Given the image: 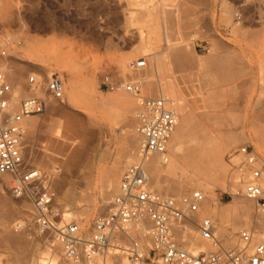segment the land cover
Listing matches in <instances>:
<instances>
[{
    "label": "rangeland",
    "instance_id": "1",
    "mask_svg": "<svg viewBox=\"0 0 264 264\" xmlns=\"http://www.w3.org/2000/svg\"><path fill=\"white\" fill-rule=\"evenodd\" d=\"M143 1L0 0V11L8 7L6 11L9 12L7 18L0 17V56L9 58L22 71L24 94L21 100L32 93L45 96L39 90H29L28 77L32 74L44 82L51 74L58 73L63 81V98L53 100L46 97V111L36 115L38 122L34 132L23 134L25 160L48 176V188L54 195V206L60 216L62 210L76 209L82 213L65 223L75 221L84 229H88L96 217L107 213L99 214L97 210L100 203V175L123 158L120 150L123 145L120 133L122 116L117 112L116 104L100 107L97 103L109 100L114 94L127 93L125 90L102 88L103 77L110 75L113 81L125 80L137 84L138 94H127L135 105L139 101L137 95H162L156 89L152 94L140 91L139 82L120 68L121 60L125 58H129L128 62L143 57L146 64L139 69L143 70L156 57L167 60L163 56L168 53L169 46L178 45L188 61L187 65L184 68L172 65L170 74L162 73L160 76L164 80H171L175 93L184 97L195 115L201 116L209 108L222 112L224 117L219 119L221 123L199 118L201 126L222 131L238 129L245 133V140L223 154L228 173L237 168L232 161L237 153L233 154V151L242 146H247L264 160V142L261 140L264 139V135H261L264 133V0H226L237 11L235 18L241 21L239 27L232 25L235 22H232L233 18L228 24L225 23L228 17L221 9V0H149L142 5ZM224 55H227L231 72L223 76L229 78L213 84L205 74L210 66L208 62ZM157 77H154L155 84ZM208 92L214 93L206 95ZM164 93L175 102L178 100L177 96H171L169 90L166 89ZM207 99L212 101L207 103ZM259 100L261 104H257ZM49 102H54L59 109L54 115L49 114ZM230 114L239 116L229 119ZM70 115L77 116L84 124L87 135L85 142L80 135L65 127ZM125 117L134 125V113ZM23 128L27 133V127ZM82 141L86 151L83 163L67 167L69 155ZM127 166L123 167L120 175ZM56 169L59 173L57 179L60 183L62 181V190L72 183L78 186L77 190L83 197L74 204L57 199L59 191L54 184L51 185V177ZM120 175L109 201H112L118 187ZM163 180L167 182L163 177L159 178L155 191L176 197V192ZM10 181L9 175L8 185ZM243 189L244 186H239L236 191L240 195ZM193 190L199 189L187 186L178 195L183 196ZM215 193L218 199L216 206H223L233 198L230 192L219 188ZM21 198L12 197L9 190L1 186L0 219L6 210L21 206ZM30 203L27 201L32 211ZM255 210L260 211L256 204ZM32 212L25 215L17 211L9 219L6 232L18 234L29 245L34 244L35 238L39 241L37 252L40 254L46 251L54 238L46 233L31 238L23 230L15 228L17 222L30 219ZM212 217L218 223V219L214 215ZM3 233L0 226V239ZM58 245L62 251V245ZM10 250L0 240V264L6 263ZM203 250L206 249L199 252ZM65 263L68 264V261L65 260Z\"/></svg>",
    "mask_w": 264,
    "mask_h": 264
},
{
    "label": "bare ground",
    "instance_id": "2",
    "mask_svg": "<svg viewBox=\"0 0 264 264\" xmlns=\"http://www.w3.org/2000/svg\"><path fill=\"white\" fill-rule=\"evenodd\" d=\"M148 1L149 0H144L141 4L146 5ZM220 3L222 11H224L228 17L225 20V23L228 24L233 18L232 22H235L234 24H231L236 26L240 25L241 21L235 18L237 15L235 8L228 4L226 0H221ZM7 8H4L0 11L1 18H7V16H9V12L7 13L6 11ZM234 30H237V28H234ZM224 56H216L214 61L208 60L210 66L206 68L208 70L205 74H207V77L213 84L220 83V81L229 78V76H223V74H228V72H231L229 71L230 67H228V58L226 56V58H223ZM163 57L168 59L161 60V58L159 59L156 57L153 59L152 64L143 70H131L129 68V62L131 60L127 62L129 58H125L121 60L120 68L123 72L127 71L133 80L139 82L140 91H145L149 94H152L153 90L156 89L159 90L160 94H162H158V96L154 97H141L137 95V100L140 98L167 97L172 100L176 113H179V116L177 113L176 126L166 142L165 150L161 153L151 154V156L145 162V169L148 177V187L152 191L156 192L155 188L158 186L159 178L163 177L167 181L165 182L163 180L167 186L173 190V192H176L174 193L175 195L177 194L176 197H174V195L172 196L177 200H182L183 197L189 194L187 193L183 196L178 195L183 192L187 186L199 189V191H201L204 196L196 212L189 213L185 218L172 222L171 234L173 239L176 241L179 247L189 252L197 253L201 249H206L203 250V252L213 251L214 246L212 242L210 240L201 238L198 229V225L203 218H210L214 223L213 233L222 245H237L239 243V235L242 231H246L250 234L252 246L259 243H264V212L261 210L253 211L256 204L255 202L253 205V201L255 200L246 197L244 194L239 195L236 191L237 187L245 186L246 182L249 180L250 170L248 171L249 164L247 163V157L243 154L233 155L232 161L237 168L231 173H228V166L223 159V154L227 149L233 148L237 143L245 140L244 131L238 129L222 131L201 126L198 121L199 118H203L206 122L210 121L211 123H214V121L220 122L221 120L219 119H223L224 117L221 114L222 112L218 113L217 108H209L205 110L201 116L195 115L188 108L184 97L180 93H175V88L171 80H169L168 77L165 78L168 80H164V78L160 76L162 73L170 74L172 65L177 68H184L187 65L188 61L185 60L182 49H180L178 45H170L168 53ZM208 57H211L212 59L213 56ZM199 63L201 62L199 61ZM0 68L4 74L8 87V113L12 114L15 113L16 110H19L20 100L24 94V87L23 83L21 82L23 76L22 71L12 64L9 58H2V56H0ZM155 76L161 77H157L158 79L156 80V84L154 81ZM38 80L42 81L41 79ZM129 83L135 84L131 82ZM166 89L171 92V96H177L176 100H178L176 102L174 99H171L167 96V94L164 93L166 92ZM34 90H39L42 94H44L39 88ZM126 93L133 95L135 92L133 93L126 91ZM210 93L214 92H208L206 95H209ZM127 94H114L109 100H102L100 103L96 102L100 107L102 105L107 106L116 104L115 108L119 115L122 116L120 133L123 136V140L121 139L123 141V145L120 146L123 158L121 157L122 159H119L118 162L113 163V165H111L107 170L103 171L100 175L98 197L100 203L97 207L99 214L109 211L111 206L109 195L113 193L117 186L120 172L127 164L129 166L136 161L141 145V137L137 132L136 120L138 105H135V102ZM206 101L207 103H210L212 100L207 99ZM91 103L95 104L93 101H91ZM261 103L262 101L259 100L257 104ZM47 105L49 107V114L54 115L57 111H59L54 102H49ZM44 111H46V108ZM132 113H134V125L125 117V115ZM36 115L37 114L28 115L22 119V126L27 127V133L24 131L23 134L30 135L34 132L38 122ZM238 116L239 115L237 114H230L229 119H237ZM220 125L222 124H219L218 126ZM65 127L68 129V131L71 130L74 133L80 135L83 141L87 138L84 124L77 116L70 115L67 118ZM261 135H264V133H261ZM261 140L264 142V139ZM83 141L81 145L77 147V149L72 152L71 155H69V160L66 163L67 167H75L77 164L79 165V163H83L84 160L82 159L85 151L83 143L86 140L84 142ZM254 154L256 155L255 152ZM253 166L261 168L262 170L261 177L258 179V184L264 194V160L260 159L256 155ZM41 173L43 174V179L45 180L43 184L48 186V176L43 172ZM9 175L10 174H3L0 176V187L5 186L7 189H9ZM53 175V178L51 177V185L54 184L55 189L59 191V196L57 198L58 200H65L74 204L75 201L80 199L82 194L77 190L78 186H75L74 183H72L68 188L62 190V181L60 183V181L57 179L59 176L57 169ZM121 176L122 174L120 175V179ZM226 179L227 182L225 181ZM119 185L120 180L115 194L119 191ZM218 188L222 191L230 192L233 197L231 201L227 202L223 206L215 205L218 202L215 190ZM21 199V201H23L21 206L16 209L6 210L0 219V226L4 232L0 240L8 248H11L5 264H67L65 263V260L68 261V264H89L83 259L76 261L68 258L63 247L62 254L61 248L58 245L59 243L57 244L55 239L50 241V244L47 246L45 252H40L39 254L37 252L39 241L37 242L35 238L33 239L34 244L29 245L18 234L11 235L7 233L6 229L8 223L10 222L9 219L14 217L12 215H14L17 211H20V213L22 212L25 215L31 214L32 211L34 212V208L31 211L29 204H27V201H30L29 197L25 196ZM78 214L82 213L76 209H72L71 211L62 210V221L60 224L70 220L71 217L75 218L73 216ZM213 215L218 219V223L215 222L214 218L212 217ZM77 224L84 230L86 236L90 234L89 228L84 229V227L80 226L79 223ZM150 226V221L145 219L141 224L136 225L132 229L136 240L139 242V252L141 254H148L149 249L152 246V239L148 234V228H150ZM123 262L124 257L122 254L108 253L105 256V264H123Z\"/></svg>",
    "mask_w": 264,
    "mask_h": 264
},
{
    "label": "built area",
    "instance_id": "3",
    "mask_svg": "<svg viewBox=\"0 0 264 264\" xmlns=\"http://www.w3.org/2000/svg\"><path fill=\"white\" fill-rule=\"evenodd\" d=\"M144 66L143 58L129 62L131 70ZM28 87L29 90L41 89L45 96L32 94L24 98L19 110L9 114L8 87L0 68V176L10 174V195L29 197L34 208L30 219L16 223L17 230H23L29 237L46 233L62 245L68 258L83 259L89 264H105L108 253L122 254L123 264H264V243L252 246L250 234L242 231L237 245H222L213 233L214 223L210 218H203L198 229L201 238L212 242L213 251L189 252L173 239L172 222L196 212L204 196L201 191L193 190L182 200H177L148 187L145 162L151 154L165 150L177 122L174 104L167 97L139 99L136 120L141 145L137 159L122 173L119 191L113 196L109 211L93 220L90 234L86 236L74 221L60 224L62 218L54 206L52 191L43 184V174L25 160L21 121L28 115L44 112L46 97L62 99L63 81L58 73L51 74L45 82L30 75ZM101 87L138 94L137 84L113 81L110 75L103 77ZM234 153L246 156L249 164L250 175L243 194L255 200L257 208L264 212V195L258 184L262 170L253 166L256 155L247 146ZM145 219L151 223L148 234L152 239L147 255L139 252L140 245L132 231Z\"/></svg>",
    "mask_w": 264,
    "mask_h": 264
}]
</instances>
